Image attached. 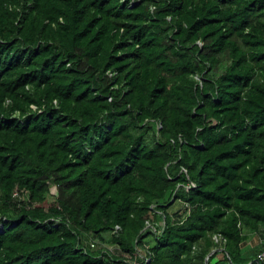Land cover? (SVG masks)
<instances>
[{"label": "trees", "instance_id": "16d2710c", "mask_svg": "<svg viewBox=\"0 0 264 264\" xmlns=\"http://www.w3.org/2000/svg\"><path fill=\"white\" fill-rule=\"evenodd\" d=\"M262 237L264 0H0V264Z\"/></svg>", "mask_w": 264, "mask_h": 264}, {"label": "built area", "instance_id": "2783aa9c", "mask_svg": "<svg viewBox=\"0 0 264 264\" xmlns=\"http://www.w3.org/2000/svg\"><path fill=\"white\" fill-rule=\"evenodd\" d=\"M118 229L119 227L114 230V233H116ZM260 239V243L264 245V237ZM90 245L91 248L97 247V243L94 241H92ZM106 246L107 249H104V252L108 253L111 256H116V259L114 258L115 261L111 262V264H150L151 256H149L140 248L137 249L134 254H130L122 252L115 246ZM256 261L257 264H264V249L257 255Z\"/></svg>", "mask_w": 264, "mask_h": 264}, {"label": "rangeland", "instance_id": "374dc122", "mask_svg": "<svg viewBox=\"0 0 264 264\" xmlns=\"http://www.w3.org/2000/svg\"><path fill=\"white\" fill-rule=\"evenodd\" d=\"M50 201H52L53 200V198L52 197H50V199H49ZM144 250V249H143ZM144 252H146L145 250H144Z\"/></svg>", "mask_w": 264, "mask_h": 264}, {"label": "water", "instance_id": "95a60500", "mask_svg": "<svg viewBox=\"0 0 264 264\" xmlns=\"http://www.w3.org/2000/svg\"><path fill=\"white\" fill-rule=\"evenodd\" d=\"M256 263H257V261H256ZM206 264H208V258H207V260H206Z\"/></svg>", "mask_w": 264, "mask_h": 264}]
</instances>
